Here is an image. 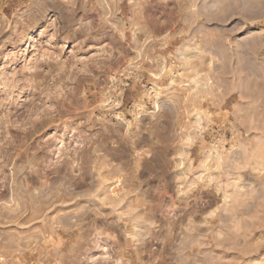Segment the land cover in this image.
Returning a JSON list of instances; mask_svg holds the SVG:
<instances>
[{"label": "rangeland", "instance_id": "374dc122", "mask_svg": "<svg viewBox=\"0 0 264 264\" xmlns=\"http://www.w3.org/2000/svg\"><path fill=\"white\" fill-rule=\"evenodd\" d=\"M0 264H264V0H0Z\"/></svg>", "mask_w": 264, "mask_h": 264}, {"label": "bare ground", "instance_id": "6f19581e", "mask_svg": "<svg viewBox=\"0 0 264 264\" xmlns=\"http://www.w3.org/2000/svg\"><path fill=\"white\" fill-rule=\"evenodd\" d=\"M33 39V38H32ZM37 111V110H36Z\"/></svg>", "mask_w": 264, "mask_h": 264}]
</instances>
